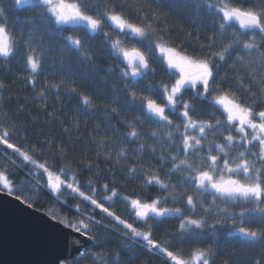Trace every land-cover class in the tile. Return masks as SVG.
<instances>
[{
  "label": "snow or ice",
  "instance_id": "snow-or-ice-1",
  "mask_svg": "<svg viewBox=\"0 0 264 264\" xmlns=\"http://www.w3.org/2000/svg\"><path fill=\"white\" fill-rule=\"evenodd\" d=\"M159 3H0V66L7 69L22 59L27 73L19 80L13 77L11 84L0 80V103L21 83L45 107L46 92L74 99L71 127L77 135H84L81 119L106 117L87 133L90 148L81 145V151L84 156L94 153L95 159L84 160L70 154L67 149L75 146L64 139L36 135L31 143L33 137L20 136L16 122L0 109V191L32 208L42 187L61 205L60 210L50 206L45 215L79 234L73 245L83 246L86 238L103 247L116 236L133 264L139 258L137 247L163 264H221L218 234L229 221L224 239L258 247L259 258L253 252L248 264H264V0H172L175 11L188 10L197 20L212 17L211 35L177 25L162 14ZM16 10L40 15L10 21ZM19 24L26 33L16 30ZM38 31L48 36L47 45L35 38ZM77 31L88 39L66 35ZM97 37L116 62L115 68L101 70L119 84H109L96 71L98 54L90 50V40ZM54 39L61 44L53 45ZM129 40L139 46H126ZM48 75L52 79L39 81ZM92 78L106 92L78 91ZM100 103L113 107H96ZM16 111H22L19 105ZM44 114L50 122L66 115L55 108ZM145 120L154 128H141ZM101 160L113 168L102 173ZM8 166L29 179L15 182ZM85 173L103 174L109 183ZM118 174L124 184L117 183ZM127 184H140L139 190L129 192ZM69 197L79 203L69 204ZM73 209L71 217L64 214ZM160 229L164 232L158 238L154 232ZM79 255L74 264H84L86 253ZM88 255L92 264H109L102 253ZM111 264L124 260L116 253Z\"/></svg>",
  "mask_w": 264,
  "mask_h": 264
},
{
  "label": "trees",
  "instance_id": "trees-1",
  "mask_svg": "<svg viewBox=\"0 0 264 264\" xmlns=\"http://www.w3.org/2000/svg\"><path fill=\"white\" fill-rule=\"evenodd\" d=\"M0 3H2L5 7H9L12 4V0H0ZM34 5L27 6V7H33ZM155 7V5H154ZM175 5L172 4V0H160L159 3V9L162 12L164 16L170 17L173 22H175L177 25H182L186 30H191L195 32L196 30H199L201 33H207L211 35V25L213 23V18L208 16H201L199 20L196 19V15L188 10L183 11H175L174 10ZM40 15L39 12H33V11H25V10H16L13 15L9 17L10 21L16 20L17 17H19L21 20L32 19L36 16ZM17 31H24L27 32V28L23 24H19ZM108 30V29H106ZM110 31V30H109ZM111 35L115 36L116 33L111 32ZM66 35H71L74 37H78L81 39H88V37L85 35L84 32L77 31V32H67ZM37 40H42L46 45L49 43L48 36L38 31L36 33ZM121 39H124L123 36L120 37ZM52 44L55 46H59L61 44V41L59 39H54L52 41ZM91 49L93 51H96L98 54V65L100 67L96 68V71L100 72V75L104 78V80H107L109 84H112L113 82L119 84L120 81L116 79L115 77H111L106 75L104 71H102V68L106 67H116L115 60L108 54L107 52V45L104 44V41L102 38L97 37L95 39L90 40ZM135 45L134 40H129L126 44V46L131 47ZM139 46V45H135ZM23 51V50H21ZM73 63H75V57H72ZM25 64L22 59H16L13 60L11 65L6 69L4 66H0V80L4 81L5 83L11 84L12 78L16 77L18 80L22 79L23 77L27 76V73L24 71ZM46 71L51 72L52 69L49 66ZM225 71H229V69H225ZM59 75V73H56ZM223 75V72L221 73ZM39 81L43 82L44 80L52 79L51 75L40 77L38 78ZM150 83V81H148ZM95 85V88L89 87V85ZM37 92L40 91V89L36 90ZM78 91L89 93V92H95L99 91L101 93L106 92V89L104 88L103 84L96 80L95 78H92L88 81L87 85H84L82 87H78ZM46 96H48L47 100V106L41 104L37 99H34V94L30 87H27L21 83H17L14 86V90L9 94L5 93L3 97V103H0V109H3L4 114H6L10 119L14 120L18 126V128L21 129L19 132L20 136L29 135L33 137V139L30 141L31 143H36L34 137L36 135L45 136V138H54L56 141H60L61 139H64L67 144L74 145V149H67L71 155H75L77 159H95V154L93 153L90 156H84L81 151V145H83L86 148H90V145L87 140V133L91 132L92 128L95 126L96 123H101L106 120V117L104 116H97L95 121L92 120H84L81 119L80 123L82 125L80 132L84 133V135H77L76 132L72 130L71 127V121L74 118L73 117V109L77 107V104L75 103L74 99H69L66 93H62L59 98L53 96L51 93H45ZM102 99V98H101ZM122 98L120 103H118L116 106L119 107L122 104ZM17 105L20 106L22 109L21 112H17L16 108ZM64 105L65 107L61 109L59 106ZM108 107L111 108L113 105L111 104H97L96 107ZM55 108L57 111H63L66 113L65 116L60 117L59 120H56L55 122H50L48 117L44 114V111L51 112ZM43 110V111H42ZM94 110V109H93ZM137 111H140L137 109ZM115 115V114H113ZM33 117L35 119H33ZM120 117H124V113H120ZM131 118V115L129 116ZM64 121H68V123H65ZM115 122V121H114ZM87 125V127H83V125ZM119 126V125H118ZM67 128L68 131L64 132L63 129ZM141 128L143 129H150L154 128V126H151L149 121L145 120L144 123L141 125ZM50 129V132L48 131ZM70 138V139H69ZM18 143H23V141H17ZM145 143L150 144L151 141L147 140L145 138ZM19 163V161H17ZM11 171L15 173V175L12 177V179L19 183L21 181H26L29 179V177L26 175L25 172L18 171L14 168H11V166H8ZM120 167L127 168V164H122ZM109 168H113L112 164L105 163L103 160H101V172L103 173ZM84 175L94 179V180H101L103 183H109V181L104 177L103 174L100 176H92L91 173H85ZM117 183L118 184H124V179L118 174L117 175ZM127 190L131 192L133 189L139 190L140 184H127L126 185ZM34 199L38 200L39 203L37 205H34L33 208L38 209L43 212L49 211L50 206L56 208L57 210H60L61 205L56 204L54 201V197L49 195L42 187L41 190L36 193L33 197ZM69 204L79 203L78 201H73L70 197L68 198ZM80 207L83 209L85 205L81 204ZM122 207L119 203L117 204V210ZM66 215L72 216L74 214V209L70 211H65ZM174 224H169L166 227H174ZM232 226V222L229 221L228 225L223 227L218 235H220V245H219V251L217 255L220 258L221 264H223V261L225 259H229L231 261V264H248V260L251 258V255L253 252L256 253V257L259 258L260 249L258 247H252V248H245L241 245L237 244L235 240L232 238H229L228 240L224 239V233L228 231V229ZM164 229H160L156 232H154V235L158 238H161L163 235ZM110 242L107 243L103 247L94 246V244L85 249L83 252L86 253V257L84 259V264H92V256L88 254H96V253H102L104 257L109 258V264H111V256L113 254L119 253L121 256V259L124 260V264H133L132 261L128 259L130 253L124 252L120 248V244L123 243L122 239L116 236H111L109 238ZM136 255L139 257L134 264H163V261L151 257L149 253L142 251L139 247L136 248ZM80 255H77L74 259L69 261H64L62 264H74V261L79 260Z\"/></svg>",
  "mask_w": 264,
  "mask_h": 264
},
{
  "label": "water",
  "instance_id": "water-1",
  "mask_svg": "<svg viewBox=\"0 0 264 264\" xmlns=\"http://www.w3.org/2000/svg\"><path fill=\"white\" fill-rule=\"evenodd\" d=\"M45 212L0 191V264H62L74 259L93 242L73 245L78 237Z\"/></svg>",
  "mask_w": 264,
  "mask_h": 264
}]
</instances>
